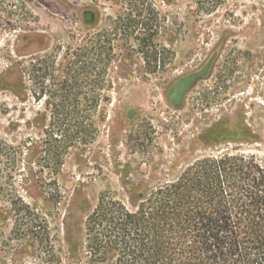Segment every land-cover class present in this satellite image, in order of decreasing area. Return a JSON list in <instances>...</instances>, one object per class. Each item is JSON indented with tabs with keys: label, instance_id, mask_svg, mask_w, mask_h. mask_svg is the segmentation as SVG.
Segmentation results:
<instances>
[{
	"label": "rangeland",
	"instance_id": "374dc122",
	"mask_svg": "<svg viewBox=\"0 0 264 264\" xmlns=\"http://www.w3.org/2000/svg\"><path fill=\"white\" fill-rule=\"evenodd\" d=\"M86 8L120 40L111 41L104 90L84 85L75 69L65 103L59 83L66 63L87 49ZM147 34L155 39L144 46ZM224 34L238 37L202 87L220 96L213 104L218 142L197 144L208 120L198 124L194 102L182 111L168 93ZM37 35L49 42L41 54ZM35 59L48 69L41 96L29 79ZM19 65L27 70L25 89ZM254 81L257 100L226 101L231 92L252 94ZM240 105L247 136L230 124ZM232 132L241 142L222 141ZM226 153L264 161V0H0V211L9 216L0 227V264H88L87 221L101 200L130 208L125 184L154 188L199 159ZM73 240L80 259L71 254Z\"/></svg>",
	"mask_w": 264,
	"mask_h": 264
},
{
	"label": "trees",
	"instance_id": "16d2710c",
	"mask_svg": "<svg viewBox=\"0 0 264 264\" xmlns=\"http://www.w3.org/2000/svg\"><path fill=\"white\" fill-rule=\"evenodd\" d=\"M112 49L111 41L99 42L82 51L80 62L66 63L67 77L59 83L61 101L73 98L75 69L81 68L84 85L92 82L104 90ZM35 61L29 79L37 84L41 68ZM19 67L25 89L27 70ZM180 89L178 79L168 93L177 107ZM213 139L218 142L216 133ZM241 140L230 135L222 141ZM124 187L130 208L101 200L89 216L84 239L88 264H264V161L256 156H209L154 188ZM79 247L73 240L71 254L78 259Z\"/></svg>",
	"mask_w": 264,
	"mask_h": 264
},
{
	"label": "flooded vegetation",
	"instance_id": "af4514ba",
	"mask_svg": "<svg viewBox=\"0 0 264 264\" xmlns=\"http://www.w3.org/2000/svg\"><path fill=\"white\" fill-rule=\"evenodd\" d=\"M83 27L85 29V36L87 37V49L90 47V44L94 47L96 43L102 42L104 45L105 41H118L120 40V35L118 33L111 34H105L104 30L100 28V20H99V13L95 9L86 8L83 12ZM116 23V22H115ZM117 24V23H116ZM116 27V26H115ZM118 31H120L119 28H117ZM112 31H114L112 29ZM115 30V32H118ZM93 42H89L90 37L94 36ZM117 38V39H111V38ZM238 36H234L232 34H224L220 35L217 38V43L214 46V49L210 52V54L207 55V58L202 64H199L198 66H195L193 68V71L189 74H184L179 78V82L181 85V89L179 92V98H178V108L182 111L186 109L187 104L189 102H194V104L197 106L198 110V116L199 121L198 124H203V122H206L207 124L204 129L199 131L196 136L197 140H195V143L197 144H204V145H211L213 142H216L215 139H213L214 134L216 133V127H217V115L216 113H213V104L214 101H219L220 96L216 91L213 90V88H210V90L202 89L204 84L210 79L212 76V72L215 68L216 63L218 62V58L221 57L222 53L225 51V48L228 46L229 42H232L233 38H237ZM37 43V54H41L43 51H46L49 47V42H41V39L43 38L41 35L36 36ZM44 39V38H43ZM146 41H152L155 39V36L151 34L146 35ZM206 45V44H205ZM120 53V48H119ZM138 54H141L143 56H151L152 54L146 50L138 52ZM122 59L121 56L118 60L117 64V71L118 73L121 72L122 69ZM47 63V62H46ZM54 63L57 64L56 59L50 61L49 69H52L54 71V68L51 66V64ZM41 65V64H40ZM48 65V64H47ZM67 66V65H66ZM42 67V66H41ZM40 67V68H41ZM47 68H44L40 70L39 72V78H38V88H39V95L41 96L43 93V85L45 81V76L47 75ZM67 74V73H66ZM24 89V87L22 86ZM253 93H248L243 96L242 98H239V96L244 93L241 92H231L226 94L229 96V98L226 101H241V102H247L252 100H257V97L259 95V83L253 82L252 84ZM196 89L197 92L193 93V90ZM195 95V98L191 99V95ZM25 96V95H24ZM23 97V95H22ZM25 99V97H24ZM220 101H223V99H220ZM244 105H240V107H237L236 113H234V117L230 119V124L234 125L233 128L236 130H244L247 129V119L245 118V115L247 114L243 110ZM214 118V119H212ZM245 124V125H244ZM248 134V133H247ZM232 135L238 136V132H232ZM256 137H254L255 139ZM8 214L4 211H0V227L4 226L6 221L9 219Z\"/></svg>",
	"mask_w": 264,
	"mask_h": 264
}]
</instances>
